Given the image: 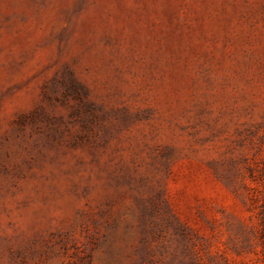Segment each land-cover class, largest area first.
Instances as JSON below:
<instances>
[{
  "label": "rangeland",
  "instance_id": "374dc122",
  "mask_svg": "<svg viewBox=\"0 0 264 264\" xmlns=\"http://www.w3.org/2000/svg\"><path fill=\"white\" fill-rule=\"evenodd\" d=\"M0 264H264V0H0Z\"/></svg>",
  "mask_w": 264,
  "mask_h": 264
}]
</instances>
